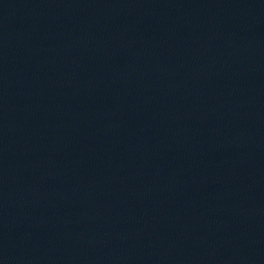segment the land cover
Returning <instances> with one entry per match:
<instances>
[{"label": "water", "instance_id": "obj_1", "mask_svg": "<svg viewBox=\"0 0 264 264\" xmlns=\"http://www.w3.org/2000/svg\"><path fill=\"white\" fill-rule=\"evenodd\" d=\"M0 264H264V0H0Z\"/></svg>", "mask_w": 264, "mask_h": 264}]
</instances>
